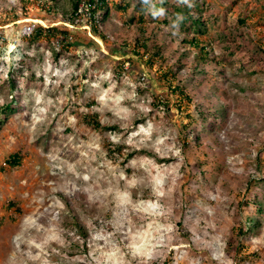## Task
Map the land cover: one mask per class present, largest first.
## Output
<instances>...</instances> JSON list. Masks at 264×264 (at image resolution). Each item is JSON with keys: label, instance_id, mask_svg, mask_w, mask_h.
<instances>
[{"label": "rangeland", "instance_id": "374dc122", "mask_svg": "<svg viewBox=\"0 0 264 264\" xmlns=\"http://www.w3.org/2000/svg\"><path fill=\"white\" fill-rule=\"evenodd\" d=\"M55 1L47 14L37 0H0V264H264V0H199L211 18L200 43L215 55L232 49L245 68L205 64L179 29L129 26L133 8L99 27L107 43L85 18L87 32L67 24L83 47L55 59L46 40L23 39L27 27L70 17L75 0ZM136 38L162 45L169 65L181 61L190 106H175L160 64L112 53ZM200 110L216 112L217 125L197 127L186 146ZM15 152L20 165L4 166ZM254 193L262 210L239 203Z\"/></svg>", "mask_w": 264, "mask_h": 264}, {"label": "trees", "instance_id": "16d2710c", "mask_svg": "<svg viewBox=\"0 0 264 264\" xmlns=\"http://www.w3.org/2000/svg\"><path fill=\"white\" fill-rule=\"evenodd\" d=\"M37 2L39 6L42 7L43 12L47 14L55 13V0H37ZM189 2L191 7H189L188 4H178L176 0H163V3H160V0H147V3L143 5H141L138 0H136V5L133 7L134 2L131 0H75L70 17L65 18L63 21L64 23L55 26H52V24L48 26L36 24L34 25L31 35H23V39L30 47L38 45L39 42L46 40V42L52 44L56 50L55 59H59V56H61L62 50L65 47L69 48L70 46L83 45L78 41H71L73 34L71 30H69L67 24L72 25L73 28H83L84 31L87 32V28L84 27L88 26L89 24H82V21L85 18L87 23H91V31L95 37L99 38L104 43H107L106 36L100 32L99 27L110 17L112 10L121 11L125 14H128L129 10L133 8L130 18L125 20L129 26L138 25L142 29V27L146 24L159 23L170 28L179 29L185 36V38H183V40L185 39L184 42H187L195 49V51L199 54V58L203 59L205 64L214 63L216 65H221L222 62L231 58L233 61L238 62V66L240 68H245L242 60L235 58L236 54L232 49L227 48L228 50L215 55L216 51L214 47L208 43H200L199 39L197 38V34H204L206 32V24H208V21H211V18H205L203 14L209 11V8L206 6L205 2H199V0H189ZM82 4L83 8H81ZM160 8L166 10V15L162 18L154 19L152 14L158 12ZM177 14H181L183 18L176 17ZM171 21H174V23H170ZM243 24H245V20L241 18L238 22V25L241 26ZM3 35L4 34L0 32V45L2 41L6 40ZM89 42L90 45L98 47V44L93 39H90ZM111 51L116 56H120L122 58L129 55L131 51H133L135 55H140L142 58L147 56L146 64L151 69L154 64H160L159 79L163 82V85L171 90L172 94L176 95L177 100L175 101V106L181 108L184 106H190L193 103L192 96L188 93L186 86L178 84L177 82V74L180 71L181 61L169 65L170 59L165 55L164 47L162 45L157 43L148 44L146 41L136 38L133 49L128 51L126 49ZM126 59H129V61H132L133 63L135 61L132 58ZM25 61L26 57L21 58L18 67L11 77L15 76L17 78L16 75H20L21 73L23 74V69H25L27 65ZM11 77L8 80V83L15 87L16 81ZM169 103L170 101L164 104L162 103V105L168 107ZM190 117V121L188 122L189 131L185 132L183 138L184 144L186 146H190V140H193V143H195V141L200 139L201 132L197 129V127L206 124L207 126H210L212 130L218 122V116L216 115V112L211 111L207 114H204V112L200 110L199 117L196 118L194 115ZM83 121L95 130H100L102 128L100 120L94 114H89V116L85 115ZM106 149L110 154H115L111 146H106ZM21 160L22 156L20 152H15L11 154L5 161L4 166L9 168L17 167L20 165ZM261 182L264 183V176ZM259 197L260 195L258 193H254L253 195L244 194L239 203L244 207H249L252 205L257 210H262V205L257 202ZM13 205L14 203L9 204L10 207ZM248 220L250 221L249 223H252L254 226L259 224L256 216L248 218ZM246 228L247 226H245L244 223L242 225V229L239 230L236 235L245 236L247 230L249 229ZM240 249L241 247H239V250ZM164 264H168V262L165 261Z\"/></svg>", "mask_w": 264, "mask_h": 264}, {"label": "clouds", "instance_id": "9594fccd", "mask_svg": "<svg viewBox=\"0 0 264 264\" xmlns=\"http://www.w3.org/2000/svg\"><path fill=\"white\" fill-rule=\"evenodd\" d=\"M138 2H139L141 5H143V4L147 3V0H138ZM176 2H177L178 4H188L189 7H191V4H190L189 0H176ZM160 3H163V0H160ZM165 15H166V10L163 9V8H160V9L158 10V12L152 14V17H153L154 19H156V18H162V17H164ZM176 17H181V18H183V17L181 16V14H177ZM170 23H174V21H171ZM173 35H176V32H173Z\"/></svg>", "mask_w": 264, "mask_h": 264}, {"label": "built area", "instance_id": "2783aa9c", "mask_svg": "<svg viewBox=\"0 0 264 264\" xmlns=\"http://www.w3.org/2000/svg\"><path fill=\"white\" fill-rule=\"evenodd\" d=\"M88 26H90V25H88ZM88 26H87V27H88ZM33 29H34V26H33V27H31V28H28V27H27V28H25V29H24V32H23V33H24V35L30 36V35H31V33H32V31H33Z\"/></svg>", "mask_w": 264, "mask_h": 264}]
</instances>
